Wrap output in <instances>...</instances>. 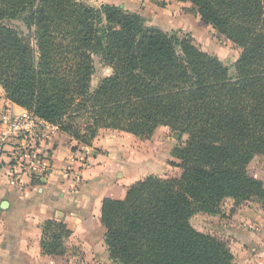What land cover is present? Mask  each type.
I'll return each mask as SVG.
<instances>
[{"label": "trees", "instance_id": "16d2710c", "mask_svg": "<svg viewBox=\"0 0 264 264\" xmlns=\"http://www.w3.org/2000/svg\"><path fill=\"white\" fill-rule=\"evenodd\" d=\"M176 1L240 49L233 74L191 37L113 4L0 0L7 100L85 146L102 128L139 140L160 126L187 136L170 151L178 175L150 174L101 200L108 264H235L227 243L190 218L220 215L226 199L264 210L263 181L248 172L264 156V0ZM94 55L111 72L92 87ZM71 233L44 220L41 254L64 255Z\"/></svg>", "mask_w": 264, "mask_h": 264}, {"label": "crops", "instance_id": "0c3cea01", "mask_svg": "<svg viewBox=\"0 0 264 264\" xmlns=\"http://www.w3.org/2000/svg\"><path fill=\"white\" fill-rule=\"evenodd\" d=\"M81 1L97 7L103 4L119 6L147 17L150 25L162 30L188 28V15L182 9L191 7L189 2ZM5 103L14 112L23 110L7 100L0 87V111ZM170 133L168 127L160 126L150 139L139 140L127 132L102 128L92 144L85 146L59 131L46 144L48 157L44 171L22 169L10 174L9 168L1 165L0 259L4 260L0 264L58 263L66 253L56 256L40 252L41 224L48 218L63 221L72 230L65 241L66 252L77 251V246L80 251H107L104 228L100 223L101 200L122 198L129 184L150 174L177 175L179 168L169 162H177L170 156V151L178 138L175 133L172 136ZM252 203L231 210L226 218L222 217L225 211H221L219 217L205 214L211 220L225 218L229 223L232 218L240 219L245 226L256 229L240 243L242 251H231L235 264H264V210L257 204L254 208L249 207ZM199 214L204 213L193 215L191 224Z\"/></svg>", "mask_w": 264, "mask_h": 264}, {"label": "rangeland", "instance_id": "374dc122", "mask_svg": "<svg viewBox=\"0 0 264 264\" xmlns=\"http://www.w3.org/2000/svg\"><path fill=\"white\" fill-rule=\"evenodd\" d=\"M182 10L187 12L186 14L188 15V21L186 25L188 28H179L176 30L168 29L164 31H176L180 37L185 35L191 37L193 43L196 46H198L208 54L217 57L223 64H225L229 68V73L233 74L232 66L239 56L240 49L236 45L231 43L227 38H225V36L219 34L212 26L203 24L198 18L194 9H192L191 7H185ZM143 18L145 20V23L147 25H150L147 21V17ZM19 25L20 29L25 31L23 25L21 23ZM93 60L95 71L91 77V86L95 87L101 78L110 74L111 70L109 67L102 64L98 56L94 55ZM173 133L174 132L171 131L170 136H172ZM186 137V135L177 136L178 139H181L180 142L184 141ZM248 172L251 175L261 179L264 184L263 155L257 154L252 158V160L248 164ZM246 205L247 202H243L239 206ZM239 206H234L231 199H226L221 206V211H225L223 214L224 216L222 217L226 218L231 210H236V208H238ZM249 207L254 208L255 203H252L251 205H249ZM219 216L220 215H217V217ZM225 218L224 220H219V218H216V220H211L212 218L210 219L209 216H206L205 214H199L193 218L192 226L195 229L198 228L202 230V232L204 233L215 235L224 240L231 251H242L243 249L240 246V243L246 236L255 233L256 229H254V227L250 225L245 226L243 220L232 218L231 222L229 223L225 221ZM228 223L229 225H231L229 226ZM224 226L227 227L224 228ZM78 247L80 246H77V248L75 247L77 251H67L62 258H59L60 261L56 264L109 263L107 251H80ZM2 260H4V258L0 259V262ZM2 263L6 264L7 262Z\"/></svg>", "mask_w": 264, "mask_h": 264}, {"label": "built area", "instance_id": "2783aa9c", "mask_svg": "<svg viewBox=\"0 0 264 264\" xmlns=\"http://www.w3.org/2000/svg\"><path fill=\"white\" fill-rule=\"evenodd\" d=\"M6 103L0 111V166L5 164L10 174L22 169L44 171L48 157L45 147L60 131L59 126L34 117L24 108L14 112Z\"/></svg>", "mask_w": 264, "mask_h": 264}]
</instances>
